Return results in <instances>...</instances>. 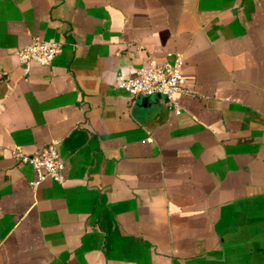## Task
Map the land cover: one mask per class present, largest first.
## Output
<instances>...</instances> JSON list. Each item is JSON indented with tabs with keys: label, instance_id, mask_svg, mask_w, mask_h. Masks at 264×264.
Returning a JSON list of instances; mask_svg holds the SVG:
<instances>
[{
	"label": "crops",
	"instance_id": "crops-1",
	"mask_svg": "<svg viewBox=\"0 0 264 264\" xmlns=\"http://www.w3.org/2000/svg\"><path fill=\"white\" fill-rule=\"evenodd\" d=\"M176 53L177 107L118 88ZM0 264H264V0H0Z\"/></svg>",
	"mask_w": 264,
	"mask_h": 264
},
{
	"label": "built area",
	"instance_id": "built-area-1",
	"mask_svg": "<svg viewBox=\"0 0 264 264\" xmlns=\"http://www.w3.org/2000/svg\"><path fill=\"white\" fill-rule=\"evenodd\" d=\"M62 51L63 46L60 42L34 38L30 43L18 49L16 55L19 61L28 68L31 61L50 65ZM184 63L182 53H176L173 61L164 63H157L151 59L147 66L124 75L117 86L125 91L130 98L137 95H164L177 107L175 96L180 93L191 94L192 92L182 83ZM13 155L20 163L33 167L36 173V178L30 182L33 188H37L47 178L57 182L65 180V161L53 144L45 152L33 154L15 147Z\"/></svg>",
	"mask_w": 264,
	"mask_h": 264
}]
</instances>
